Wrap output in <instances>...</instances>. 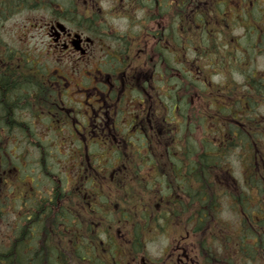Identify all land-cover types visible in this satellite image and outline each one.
I'll return each mask as SVG.
<instances>
[{
    "label": "trees",
    "instance_id": "16d2710c",
    "mask_svg": "<svg viewBox=\"0 0 264 264\" xmlns=\"http://www.w3.org/2000/svg\"><path fill=\"white\" fill-rule=\"evenodd\" d=\"M175 1L166 33L183 50H171L170 57L157 52L155 81L160 82L150 80L149 93L156 98L153 88L159 84L162 111L150 118L151 125L144 124L141 134L122 131L121 142L105 147L73 137L79 147L74 154L81 157L74 164L77 179L68 186L48 169L49 145L36 140L27 123L23 133L38 152L43 194L21 181L20 168L0 140L5 170L0 219L6 214L3 195L11 186L16 191L8 197L17 201L7 223L12 227L7 234L0 229V264H128L146 253L147 242L158 234L194 244L201 264H264V118L257 117L264 106V71L252 66L256 54L264 52L259 40H264L259 29L264 0H248L237 11L230 0H213L201 8L186 0L183 21L174 17L179 11ZM12 8L4 6L0 19ZM240 27L244 51L239 47L244 41L234 34ZM8 57L0 55V119L11 117V99L20 90L26 93V107L33 103L46 112L48 97L55 95L47 93L50 74L46 87V71L27 63V79L16 85L1 71L13 59ZM217 75L221 80L215 82ZM142 86L146 89V83ZM143 94L129 86L118 93V104L123 108ZM94 147L105 150L97 154L91 152ZM234 153L243 168L241 183L229 160ZM225 212L229 217L224 219ZM118 228L123 238H117ZM211 245H218L221 256Z\"/></svg>",
    "mask_w": 264,
    "mask_h": 264
},
{
    "label": "flooded vegetation",
    "instance_id": "af4514ba",
    "mask_svg": "<svg viewBox=\"0 0 264 264\" xmlns=\"http://www.w3.org/2000/svg\"><path fill=\"white\" fill-rule=\"evenodd\" d=\"M211 1L195 0L197 8ZM178 2L179 11L174 17L179 16L177 20L183 21L186 0ZM9 4L12 10L4 11L9 14L0 19V55L13 59H9L7 68L1 69L3 77L21 85L27 79L28 62L36 69H43L39 65L42 61H33L24 46L11 48L4 41L6 24L20 14L23 35L35 43L34 50L46 59L44 84L50 89L47 93L52 90L55 95L46 94L49 108L45 114L34 108L37 104L26 107L24 90L13 95L11 117L0 119L4 149L5 140L19 137L25 151L31 147L37 152L23 133L28 123L32 136L42 143L36 136V119L45 122L47 131L64 136V140L76 136L88 144L105 147L121 142L122 131L137 137L145 123L151 125L149 120L153 115L158 117L162 111L156 92L159 84L153 88L156 98L149 93L150 80L155 81L160 69L159 60H155L159 59L157 52L170 57L171 50H183L166 33L171 7L177 5L175 0H0V11ZM50 65L55 71L49 70ZM50 72L54 74L49 75ZM46 74L49 75L47 85ZM142 83H146V89ZM126 86L140 89L144 97L128 99L129 103L122 108L118 93ZM39 101L43 103V98ZM147 101L150 103L145 107ZM170 242L164 257L151 260L141 253L128 264H201L204 261L192 249L194 244L184 240Z\"/></svg>",
    "mask_w": 264,
    "mask_h": 264
},
{
    "label": "rangeland",
    "instance_id": "374dc122",
    "mask_svg": "<svg viewBox=\"0 0 264 264\" xmlns=\"http://www.w3.org/2000/svg\"><path fill=\"white\" fill-rule=\"evenodd\" d=\"M258 2H262V0H257ZM244 4L241 3L239 0H231V6L234 7V9L237 11L238 9L243 8L245 9L248 6V0L243 1ZM261 7H264L262 5ZM14 11L12 12V14ZM11 14V15H12ZM263 14V13H262ZM21 17L20 14H17L8 24H6L5 29L6 35L4 38L5 43L8 44V47L11 48H17L19 46H24V49L26 50L27 54L30 56L33 61H42L39 65L42 66V68L46 71V68L44 67V63H46V59L44 57L40 56L39 52H36L33 48L35 45L34 42L27 40L26 37L23 35L24 27L21 25L22 20L19 19ZM243 21L246 23L250 22L249 17H244ZM243 25V24H242ZM241 29L237 28L234 30L235 36L240 39V42L245 41V32L244 28L240 27ZM260 31L264 33V19L262 20L260 26ZM260 42L264 41L261 40L259 37ZM264 46V45H262ZM261 46V47H262ZM240 50L243 48L244 51V45L241 43L239 46ZM187 56H189V59L191 60L194 56L192 53H189ZM17 65L16 63L13 64L10 67H14ZM254 68H257L258 71L262 72L264 71V52L261 55L256 54V58L253 60ZM40 67V66H39ZM49 70L55 71V67L51 66L49 67ZM2 71V70H1ZM51 73V72H50ZM218 73V72H217ZM54 73H51L50 75H53ZM215 82H218L221 80V76L217 75L214 78ZM235 80L238 83H242V78L240 76H235ZM156 82H160V80L157 78ZM257 117L259 119L264 118V106L260 107L258 109ZM45 122H43L41 119H36L34 122V127L36 130V136L38 139L42 141V143L47 144L50 146V158L48 159V164L50 167L57 172L60 177L63 178L65 183L69 184L74 183L77 179V169L75 167V163L79 162V158L81 155H75V150L79 147L74 142V139H67L64 140V136H56L52 132H49L45 129ZM209 127V125L207 126ZM213 136V135H210ZM19 137L13 139L8 138L6 143L4 144L7 152L10 154L11 159L13 162L17 164V166L20 168V172L22 173L21 177L24 181L23 176H25V179H30L33 177V182L36 184L38 191L40 194L41 190L44 189L45 182L42 180L39 170H38V154L37 152L32 149L31 147H23L22 144L19 142ZM101 146V145H100ZM91 152L97 150V154L101 153L102 150H105V148L97 147V148H91ZM99 149V150H98ZM110 153V152H109ZM103 159V154H102ZM229 160L232 164V170L233 174L236 180H238L241 183L242 178V165L240 164V159L238 160V157L236 156V153H234ZM21 180V181H22ZM69 181V182H68ZM28 183V181H26ZM30 186V185H29ZM27 189V188H26ZM16 189L11 186L9 187V191L6 192L5 195H3V199L6 201V203L2 202V205L6 206L3 208V211L6 212V214L0 219V229L1 231H4L6 234L8 233V230L12 227V224L7 225V223H10V219H12L15 216V213H11V208H17V201L14 198H9V195H14V192ZM3 200V201H4ZM226 210V209H225ZM229 214L225 212L223 214V218H228ZM116 229L114 232L116 236H120L121 234L117 232ZM65 232V231H64ZM1 233V232H0ZM163 235H153L151 237V240L147 242L146 248H147V254L145 255L148 259L156 260L158 257H164L165 253L164 251L166 249H169L171 246V239H168L166 237H162ZM215 248V251L218 253V256H221L218 250V245H211Z\"/></svg>",
    "mask_w": 264,
    "mask_h": 264
},
{
    "label": "bare ground",
    "instance_id": "6f19581e",
    "mask_svg": "<svg viewBox=\"0 0 264 264\" xmlns=\"http://www.w3.org/2000/svg\"><path fill=\"white\" fill-rule=\"evenodd\" d=\"M5 120H7V119H5ZM3 121H4V119H3ZM1 133V132H0Z\"/></svg>",
    "mask_w": 264,
    "mask_h": 264
}]
</instances>
